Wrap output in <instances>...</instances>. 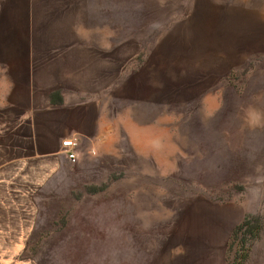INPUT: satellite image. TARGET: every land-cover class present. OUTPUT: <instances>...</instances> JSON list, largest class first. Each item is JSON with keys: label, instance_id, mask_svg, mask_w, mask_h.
Here are the masks:
<instances>
[{"label": "rangeland", "instance_id": "374dc122", "mask_svg": "<svg viewBox=\"0 0 264 264\" xmlns=\"http://www.w3.org/2000/svg\"><path fill=\"white\" fill-rule=\"evenodd\" d=\"M4 11L13 22L0 18V32L19 35L0 40V111L13 90L9 49L44 40L114 65L121 98L113 144L84 175H64V161L35 173L18 122L0 115V264H133L126 244L170 246L196 204L260 216L264 234V0H0ZM210 68L228 73L212 87L187 82V71ZM139 92L158 163L124 129ZM257 245L249 264H264Z\"/></svg>", "mask_w": 264, "mask_h": 264}, {"label": "crops", "instance_id": "0c3cea01", "mask_svg": "<svg viewBox=\"0 0 264 264\" xmlns=\"http://www.w3.org/2000/svg\"><path fill=\"white\" fill-rule=\"evenodd\" d=\"M6 13L4 11L3 15L0 14L2 22L4 21L2 25L13 22ZM9 15L11 16V10ZM9 24L5 26L8 27ZM6 31L9 32H0L1 41L5 36L19 35L8 28ZM28 34L22 33L23 36ZM44 41L52 43V40ZM51 43L38 50L9 49L14 53L11 68L13 90L8 105L1 108L0 115L4 117L6 114L10 115L12 121L18 122L23 142L17 141V147L28 154L31 164L29 168H33L35 173L38 174V171H44L49 166H57L56 163L64 161L67 164L63 169L64 175L68 173L84 175L93 171L98 161L97 157L101 160L102 154L113 144L112 136L116 128L114 107L116 100L121 98L119 96L121 89L116 88L114 65L108 62L106 64L99 60L98 56L92 60H85L84 50L79 44ZM18 51H22L21 54ZM93 62L96 63L95 68L92 67ZM176 71L173 81L177 79L176 82L179 84V68ZM187 72L189 84L196 88H207L212 87L222 75L227 74L228 68L195 69ZM128 81L130 83L131 80ZM127 98L129 107L126 120L129 124H125L124 129L129 128L126 132L132 136L136 151L144 152L146 149L145 152L154 153L153 158L158 163L157 160L160 159L158 154L162 152L158 146L160 142L147 139L148 131L144 130L147 128L145 123L148 97L139 92L130 93ZM142 118L143 124L140 121ZM71 136L79 139L75 163H71L61 152V141ZM149 141L151 142L147 145ZM114 145L116 147V142ZM44 173L47 174V171ZM196 206L203 208L195 210L189 206L184 210L183 224L172 230L170 246L161 244L162 246L154 248L155 250L151 252L146 250L144 245L138 250H133V244L130 242L129 251L126 244V258L129 257L131 262L133 258V264H227L225 248L233 228L243 219V214L231 206L227 208L207 207L203 204ZM263 235L261 232L253 243L244 264H249L252 260L258 247L257 242L260 240L264 242ZM148 245L150 247V243ZM175 245L179 246L177 250L174 248Z\"/></svg>", "mask_w": 264, "mask_h": 264}, {"label": "trees", "instance_id": "16d2710c", "mask_svg": "<svg viewBox=\"0 0 264 264\" xmlns=\"http://www.w3.org/2000/svg\"><path fill=\"white\" fill-rule=\"evenodd\" d=\"M263 228L260 216L245 215L233 228L228 240V255L234 250L232 260L228 264H244L251 251L252 245L258 239Z\"/></svg>", "mask_w": 264, "mask_h": 264}, {"label": "built area", "instance_id": "2783aa9c", "mask_svg": "<svg viewBox=\"0 0 264 264\" xmlns=\"http://www.w3.org/2000/svg\"><path fill=\"white\" fill-rule=\"evenodd\" d=\"M79 145V139L71 136L61 141V152L67 157L71 163H75L77 159L76 150Z\"/></svg>", "mask_w": 264, "mask_h": 264}]
</instances>
